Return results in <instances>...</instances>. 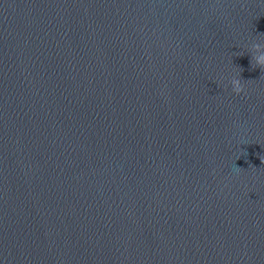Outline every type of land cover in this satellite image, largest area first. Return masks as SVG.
I'll list each match as a JSON object with an SVG mask.
<instances>
[{
    "label": "water",
    "instance_id": "95a60500",
    "mask_svg": "<svg viewBox=\"0 0 264 264\" xmlns=\"http://www.w3.org/2000/svg\"><path fill=\"white\" fill-rule=\"evenodd\" d=\"M262 54L264 0H0V264H264Z\"/></svg>",
    "mask_w": 264,
    "mask_h": 264
},
{
    "label": "clouds",
    "instance_id": "9594fccd",
    "mask_svg": "<svg viewBox=\"0 0 264 264\" xmlns=\"http://www.w3.org/2000/svg\"><path fill=\"white\" fill-rule=\"evenodd\" d=\"M257 49L260 47L259 44L254 45ZM252 60L255 61V66L260 67L261 70H264V54L257 56V57H252ZM232 84V91L235 92L236 94H240L241 92L244 91V85L241 82L240 77H235L231 81Z\"/></svg>",
    "mask_w": 264,
    "mask_h": 264
}]
</instances>
